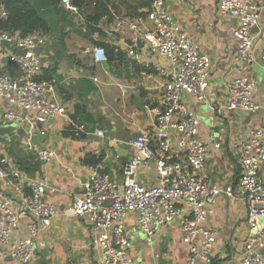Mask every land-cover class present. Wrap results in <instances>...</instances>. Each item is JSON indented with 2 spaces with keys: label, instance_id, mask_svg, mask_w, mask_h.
I'll return each mask as SVG.
<instances>
[{
  "label": "built area",
  "instance_id": "2783aa9c",
  "mask_svg": "<svg viewBox=\"0 0 264 264\" xmlns=\"http://www.w3.org/2000/svg\"><path fill=\"white\" fill-rule=\"evenodd\" d=\"M144 1L149 2V8L135 16L116 17L111 33L131 31L130 42H126L129 55H134L139 45L144 44L167 63L166 67H155L164 78L159 104L145 106L152 114L154 128L151 132H139L128 142L134 154L122 166L121 184L99 166H90L81 193L72 198L63 213L84 219L92 234L97 264H129L132 235L127 220L130 217L148 243L153 242L165 224L178 219L181 239L187 247L182 264H212L216 234L206 220L218 196L225 194L245 204L249 226L255 229L253 236L245 241L244 254L237 264H264V229L257 227V219L264 218V180L260 176L264 166V118L259 125L248 128L239 142L242 172L236 188L231 184H210L202 172L207 148L205 140L198 136L200 116L182 101L181 95L207 102L212 60L177 25L166 9L165 0ZM58 4L84 25L74 0H58ZM218 9L220 14L237 19L233 32L237 44L235 60L247 68L256 58L254 30L259 28L262 32L264 28L260 26L264 0L259 3L219 0ZM2 16H5L3 11ZM45 42L39 31L26 35L0 31V69L7 63L15 67L13 73L0 72V119L7 124L27 126V133L36 132L40 136L49 131L53 119L66 116V108L55 99L54 83L37 78L42 62L35 50ZM3 45L15 51H6ZM92 55L97 63L107 60L101 46H95ZM260 57L264 60V49ZM257 86V80L250 76L230 79L225 110L256 113L260 108L254 95ZM210 108L213 109L212 105ZM71 123L86 134L104 136L98 128ZM214 146L218 148L221 144L215 142ZM94 153L98 155L99 151ZM35 154L37 160L46 163L54 158L55 151L41 148ZM152 160L158 180L145 186L136 181L135 172ZM6 187L19 194L17 201L4 194ZM47 189L55 190L49 188L45 177L29 176L7 157L0 156V262L9 258L17 264H33L36 238L55 214L52 204L44 198ZM25 220L26 235L20 236V226Z\"/></svg>",
  "mask_w": 264,
  "mask_h": 264
},
{
  "label": "crops",
  "instance_id": "0c3cea01",
  "mask_svg": "<svg viewBox=\"0 0 264 264\" xmlns=\"http://www.w3.org/2000/svg\"><path fill=\"white\" fill-rule=\"evenodd\" d=\"M218 3L219 0H165L166 9L177 25L212 60L207 102H199L188 94L181 95L182 101L201 115L198 136L205 140L207 148L202 172L210 184H231L236 188L242 172L237 147L247 129L259 125L264 118V60L260 57L264 49V28L262 32L259 28L254 30L256 58L250 66L243 68L235 60L237 44L233 32L237 19L220 14ZM44 8H49L48 4L41 10ZM126 16H129L127 6L121 5L112 23L104 21L99 26L101 31L86 33L82 20L76 16H72L74 24L66 26L61 22L60 12L47 15L49 28L45 32L39 31L46 42L37 47L35 53L42 62L40 75L44 69L52 75L50 81L55 86V99L66 108V116L53 119L44 136L36 132L29 134L27 126L13 127L0 119V156L7 157L29 176L45 177L49 188L55 189H47L44 195L55 214L49 226L42 228L36 238L33 264H97L88 225L83 218L65 215L64 209L75 195L81 193L90 171L86 162L88 155L97 156L94 151L98 150V155H103V164L98 165L100 169L105 167L107 173L112 172L113 179L121 184L120 160L131 159L134 154L128 142L139 132H151L154 128L152 114L145 106L159 104L164 78L157 74L155 67H166L167 63L144 44L139 45L134 55L128 54L126 42H130L132 32L126 29L111 33L116 17ZM0 17H4L1 8ZM263 25L264 10L260 22V26ZM98 43L109 44L115 49V59L111 63L106 61L103 65L93 59L92 50ZM3 47L6 51H15L10 46ZM243 75L258 82L254 95L260 108L254 114L224 108L228 81ZM207 119L212 120L211 125ZM71 122L83 123L89 129L98 128L104 136L86 134L73 127ZM68 128L72 130L70 135L65 133ZM215 142H220L221 146L216 148ZM116 144L128 148L118 149ZM41 148L54 150V158L46 163L37 160L35 153ZM182 159L186 161L184 156ZM260 176L264 180V166ZM135 179L145 186L155 184L158 180L155 160L145 167H138ZM4 194L14 202L19 199V194L11 187L4 188ZM26 223L27 220L20 226V236L26 235ZM206 224L216 234L212 264H237L244 254L245 241L255 232L249 226L245 204L221 194L207 216ZM127 225L132 235L129 264L183 263L187 247L181 239L178 219L165 224L152 243L146 242L144 235L134 227L132 217L127 220ZM257 227L264 229V218L257 219ZM0 264L17 263L5 258Z\"/></svg>",
  "mask_w": 264,
  "mask_h": 264
},
{
  "label": "trees",
  "instance_id": "16d2710c",
  "mask_svg": "<svg viewBox=\"0 0 264 264\" xmlns=\"http://www.w3.org/2000/svg\"><path fill=\"white\" fill-rule=\"evenodd\" d=\"M80 14L84 21L86 33L92 31H101L99 26L104 21L112 23L114 14H117L121 5L127 6L129 16L142 14L141 7L149 8V2H136L134 0H78ZM48 4L49 8L46 7ZM0 8L5 13L4 17H0V31L15 32L19 31L22 35L32 33L34 31H47L49 28V20L47 15H58L62 17L63 25L74 24L73 15L68 14L64 8L58 4V0H0ZM142 9V8H141ZM73 16V17H72ZM105 50L107 62L111 63L115 59V49L109 44L98 43ZM0 72L13 73L15 67L11 63H7ZM37 78L51 80L50 71L44 69L42 74ZM77 111L75 112V115ZM75 115H71L75 118ZM66 135H70L72 130L68 128ZM72 136V135H71ZM72 137H75L74 135ZM78 138V137H77ZM87 164L90 166H98L103 164V155H88ZM25 167V166H24ZM102 171L108 172L102 167Z\"/></svg>",
  "mask_w": 264,
  "mask_h": 264
},
{
  "label": "water",
  "instance_id": "95a60500",
  "mask_svg": "<svg viewBox=\"0 0 264 264\" xmlns=\"http://www.w3.org/2000/svg\"><path fill=\"white\" fill-rule=\"evenodd\" d=\"M74 2L76 3V4H79L78 3V0H74ZM103 65H106V61H102L101 62ZM118 144H116V146H117ZM123 148H128V146H126V145H124V144H119L118 145V149H123ZM130 159H127V160H120V165L121 166H124L125 164H127V162L129 161ZM115 167H116V164H115ZM109 177L111 178V179H113L114 178V174L111 172V173H109Z\"/></svg>",
  "mask_w": 264,
  "mask_h": 264
},
{
  "label": "rangeland",
  "instance_id": "374dc122",
  "mask_svg": "<svg viewBox=\"0 0 264 264\" xmlns=\"http://www.w3.org/2000/svg\"><path fill=\"white\" fill-rule=\"evenodd\" d=\"M68 13V12H67ZM69 14V13H68ZM52 20V19H51ZM200 117H201V115H199ZM210 121L212 122V120H210V119H207V122H208V124H210L211 125V123H210ZM10 125H12L13 127H16L15 125H13V124H10ZM145 238V237H144Z\"/></svg>",
  "mask_w": 264,
  "mask_h": 264
}]
</instances>
